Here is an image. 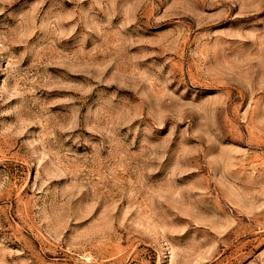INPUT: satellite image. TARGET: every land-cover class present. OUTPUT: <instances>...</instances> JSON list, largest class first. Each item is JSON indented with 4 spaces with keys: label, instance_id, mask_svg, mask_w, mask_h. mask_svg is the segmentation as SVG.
<instances>
[{
    "label": "rangeland",
    "instance_id": "rangeland-1",
    "mask_svg": "<svg viewBox=\"0 0 264 264\" xmlns=\"http://www.w3.org/2000/svg\"><path fill=\"white\" fill-rule=\"evenodd\" d=\"M0 264H264V0H0Z\"/></svg>",
    "mask_w": 264,
    "mask_h": 264
}]
</instances>
